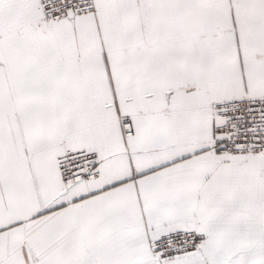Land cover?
Wrapping results in <instances>:
<instances>
[{
  "label": "snow or ice",
  "instance_id": "snow-or-ice-1",
  "mask_svg": "<svg viewBox=\"0 0 264 264\" xmlns=\"http://www.w3.org/2000/svg\"><path fill=\"white\" fill-rule=\"evenodd\" d=\"M0 264H264V0H0Z\"/></svg>",
  "mask_w": 264,
  "mask_h": 264
}]
</instances>
